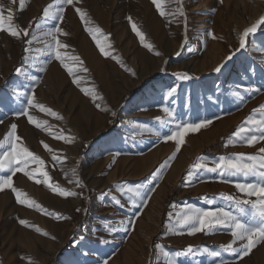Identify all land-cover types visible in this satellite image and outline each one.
Wrapping results in <instances>:
<instances>
[{
  "label": "rangeland",
  "instance_id": "rangeland-1",
  "mask_svg": "<svg viewBox=\"0 0 264 264\" xmlns=\"http://www.w3.org/2000/svg\"><path fill=\"white\" fill-rule=\"evenodd\" d=\"M0 4L5 18L12 8L14 28L29 29L17 37L7 21L0 29V140L17 124L19 143L45 162L50 183L75 193L62 196L37 183L39 174L16 172L13 186L31 203L0 190V264H264V241L240 257L223 251L233 239L230 229L189 234L179 223L185 206L231 209L223 196L248 198L225 182L241 177L192 166H214L220 156L237 153L258 156L264 147V141L249 146L233 135L250 127V117L264 116V26L239 47L243 31L264 17V0H162L164 16L152 0H73L63 5L62 20L47 22L43 12L49 5L56 12V0ZM57 24L63 30L58 39L68 45L61 51L79 57L66 60L73 74L48 48L51 37L44 34ZM89 27L101 30L96 35L107 56ZM173 85L177 92L166 99ZM25 107L34 122L16 115ZM199 120L212 123L187 133L178 152L177 141L164 139L177 123ZM61 134L66 139L56 138ZM37 167L30 163L27 170ZM152 187L155 199L130 202L129 188L146 194ZM189 246L191 253L176 256Z\"/></svg>",
  "mask_w": 264,
  "mask_h": 264
},
{
  "label": "snow or ice",
  "instance_id": "snow-or-ice-1",
  "mask_svg": "<svg viewBox=\"0 0 264 264\" xmlns=\"http://www.w3.org/2000/svg\"><path fill=\"white\" fill-rule=\"evenodd\" d=\"M153 4L156 5L157 9L160 12L161 16L165 15L164 10L161 7L162 0H152ZM73 4V0H56V12H50L49 9L52 8V5H49L45 8L43 12V16L45 21L48 20H62L63 19V5H71ZM77 12L81 13V19L85 18L83 11L79 8L76 9ZM12 8L9 7L7 9L8 15L5 18L4 16V6L0 4V29L4 28L5 22L8 23L7 31L11 36L17 37L21 35V32L24 36L29 35V29H19L18 26L16 28L10 23L13 19ZM57 14H60L59 16ZM180 15H183V12L180 11ZM130 23H132V29L136 33V35L140 38L141 43L144 44L145 47L151 49L152 45L149 43H145V36L142 31L139 30L137 25L131 21V17H129ZM259 26H264V17H261L257 23L253 24L249 28H246L239 39V47L240 49H244L247 44V38L249 35H254L258 31ZM90 34H93V39L96 40L97 46L100 48V51L104 55H108L109 53L105 51V45L101 44V41L97 38V33H101L99 28H91L87 29ZM63 30L57 24L55 27H52L46 32L44 35L51 37L49 41L48 48L50 52L54 53V58L60 61L63 66L68 70L70 74H73V67L69 66V63L66 60L77 61L79 57L69 56L68 52H62L61 49H67L68 45L62 43L58 37V33H62ZM66 35V33H64ZM102 34V33H101ZM209 35H213L209 33ZM159 55V53H156ZM231 59V57H229ZM222 66H218L215 71L219 72ZM43 70V69H42ZM83 71H87V69H82ZM20 71V69H17ZM180 79H189L190 77L187 74H177ZM76 82V81H74ZM177 92V86H171L165 93V98H171ZM17 95H24L17 91ZM33 98H29L27 100L28 106L33 105ZM42 110H46L51 112L53 116L57 114L52 112L50 109H45L43 105H38ZM99 107V105H97ZM261 109L264 110V106H261ZM162 111L167 114L168 117L174 118V111L169 107L164 106ZM16 115H27L30 122L33 121V117L28 114V108L25 107L21 112L16 113ZM115 115V113H113ZM160 119V118H158ZM39 127V122H36ZM211 120H199L197 122L191 123H177L175 126V130H172L170 134L164 136L165 140H175L176 151L180 150V144L184 141V137L189 132H197L200 129L207 127L211 124ZM250 127H241L239 128L233 135L243 140L247 145L251 146L258 141H264V116L260 119L250 117L247 121ZM17 124L13 123L10 126V131L6 134L4 140H0V149H4L0 151V190L11 189L16 193L17 201L21 204H25V199L21 198L24 194L20 192L17 188L13 186V175L16 172H24L26 176L29 178H34L37 174L43 177V180L37 179V183L47 184L49 188H52L53 191L58 192L62 196L74 195L75 193H69L67 190L62 189L58 184L53 185L50 183L51 177L48 172L44 169L45 162L35 153L30 151L26 146H23L19 143L21 137H19L16 133ZM257 132L258 134L247 135L251 132ZM57 139H66V137L61 134L56 137ZM7 142V143H6ZM43 143V142H42ZM46 149L49 148L47 144H44ZM260 155H246L243 153L233 154L232 156H220L217 161H214V166H209L208 163H200L195 164L193 168H202L207 172L218 173L219 176L223 177H241L242 180H226L225 182L234 183L235 188L244 196L248 197L247 199H241L234 197L232 195H225L223 199L231 201L233 206L231 209L226 207H216V208H195L190 206H185V210L179 215V223L183 226H187L189 229V234H194L196 232H202L205 229L210 231L217 230L218 228H227L231 230V236L233 237L232 241L222 246L223 251L229 253H239L240 257L246 256L249 254L252 248L256 246L257 243L264 241V147L259 149ZM175 153L173 154L174 157ZM173 157H169L172 159ZM56 159V157H53ZM30 163L37 164L38 167L28 171V165ZM7 171L10 174L4 175L3 173ZM192 173L190 172L189 175ZM79 183V181H77ZM128 192L133 193V196H130V202L135 204L136 198H139L145 202V195L150 198L151 194L155 192V188H149L147 193H141L137 188H129ZM255 197V199H252ZM31 203V202H28ZM209 203H213V201H209ZM21 224H26L27 222L24 220H20ZM237 241L242 242L240 246L233 247ZM204 252L209 253L213 257H219L221 255L220 251H210L205 248ZM192 252V246H189L187 251L184 253H176V256H180L181 254L187 255ZM106 264V262H104ZM172 264V262H170ZM220 264H225L224 261H220Z\"/></svg>",
  "mask_w": 264,
  "mask_h": 264
},
{
  "label": "bare ground",
  "instance_id": "bare-ground-1",
  "mask_svg": "<svg viewBox=\"0 0 264 264\" xmlns=\"http://www.w3.org/2000/svg\"><path fill=\"white\" fill-rule=\"evenodd\" d=\"M157 194V188L155 189V192L151 195V197L149 198L150 201H152L153 199H155V195ZM149 201V202H150Z\"/></svg>",
  "mask_w": 264,
  "mask_h": 264
}]
</instances>
